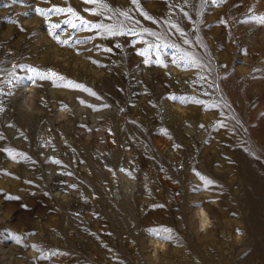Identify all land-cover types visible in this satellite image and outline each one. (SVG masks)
<instances>
[{
	"label": "rangeland",
	"instance_id": "374dc122",
	"mask_svg": "<svg viewBox=\"0 0 264 264\" xmlns=\"http://www.w3.org/2000/svg\"><path fill=\"white\" fill-rule=\"evenodd\" d=\"M106 2L131 19L84 0H0V264H264V25L250 19L264 0H140L151 20L131 0ZM53 7L123 21L124 34L35 12ZM185 52L203 67L172 63ZM157 55L167 67L145 63ZM30 68L96 95L7 83Z\"/></svg>",
	"mask_w": 264,
	"mask_h": 264
},
{
	"label": "snow or ice",
	"instance_id": "6c2138e0",
	"mask_svg": "<svg viewBox=\"0 0 264 264\" xmlns=\"http://www.w3.org/2000/svg\"><path fill=\"white\" fill-rule=\"evenodd\" d=\"M24 0H12L13 4L16 3H23ZM214 2H223V0H214ZM84 3L86 4H94V5H98L100 9L102 10H106L109 12H113L114 14H118L120 17H123L126 20H130L131 16L129 15V12L127 10H120V9H112L108 3L106 2V0H84ZM131 3L136 5V10L139 11L141 13V15H143L146 19L151 20L152 17L149 16L146 12H144L141 8H140V0H131ZM85 11L89 12L92 15H103V11H97L96 8L93 9H85ZM35 12L38 15L41 16H45L47 15L49 12L51 13H71L73 17H75L77 20H79V24H75L72 23L70 20H66L64 21V23L68 24L72 29L75 30H92V29H96L98 30L97 35L100 34H104L107 36H116V35H122L124 34V32L122 31L123 28V21H120L119 23H113V24H104V23H90L89 21L85 20L83 17L79 16L78 13L73 10L72 8H60V7H53L50 9H41V8H36ZM185 15H187V13H185ZM109 19H111V17H109ZM251 20H253L255 23L259 24V25H264V15H259V16H253L250 17ZM13 24H16L17 21L12 20L10 21ZM138 23V22H137ZM221 23H223V21H221ZM173 27H177L176 25H172ZM60 28V24H52L50 25V31H49V35L60 45V46H67V47H72V37L69 36L66 39H61L60 35L54 31L55 29H59ZM177 31H179V28H177ZM143 32H146L148 35L150 36H156L157 34L155 32H150L148 29H143ZM129 34H138V33H134V32H130ZM183 34V33H182ZM86 41H75V43H84ZM185 44L188 43L187 40L184 41ZM163 47H174V45H168V44H164L162 45ZM156 47H161V45H156ZM105 51H111V49H105ZM80 54V53H77ZM141 55H143L144 53L141 52ZM182 61V63H181ZM93 64H97V66L99 65L98 61H91ZM145 63H156L158 65H160L161 67H167V63L165 62V60L163 58H161L160 55H157L155 60H145ZM172 63L177 65L178 67H184V68H198V67H203L201 61L199 58L191 56L189 54H187L186 52L183 53L181 55V57L179 59L174 58L172 60ZM15 67H20V68H24L25 66L22 65H17ZM29 71H31L33 73V76H29V77H20V76H15L13 75L11 77V79L8 80V84L12 85L13 88H20V87H27L28 85L25 84V80L29 81L33 86H36V81L37 80H50L53 83V86H64V87H70L73 89H80V90H84L86 92H88L90 95L95 96L96 93L92 92L91 89H86L83 85L75 83L71 80H67L66 77L60 75L59 73L49 69L47 71H39L36 68H30ZM255 71V70H254ZM57 81H59L60 83L58 84ZM14 82V83H13ZM13 92H9L8 95H13ZM0 95H3V92H0ZM98 98V97H97ZM170 99L173 100H178L179 103L181 105L186 104L187 102L191 101L194 103H202V101H199L198 99L195 98H185V97H170ZM81 103H83V101H81ZM89 107H93L91 105H89ZM104 107H108V105H104ZM67 106L63 105L61 110H66ZM94 111H99L100 109H97L95 107H93ZM4 111V107L2 105V103H0V112ZM262 115H264V113H262ZM201 127H203V125H201ZM162 132L166 133V130H161ZM174 147H178L177 145H174ZM9 155L11 156V158L15 161L16 160V155L13 153H9ZM56 163H59V161H56ZM121 171H125L124 169H121ZM7 174V173H4ZM127 175L131 176V173L128 172ZM197 175L200 177V179L203 181L205 186L208 185H212L215 183V181L211 180L210 178L204 177L202 175H200L199 173H197ZM71 187L75 188V185H71ZM12 199V198H10ZM194 207H200L199 204L194 205ZM169 231L170 230H166ZM17 243L20 242V238L19 237H13ZM159 239L162 240H170L172 237L170 235L167 236H161L158 237ZM35 247V246H33Z\"/></svg>",
	"mask_w": 264,
	"mask_h": 264
},
{
	"label": "bare ground",
	"instance_id": "6f19581e",
	"mask_svg": "<svg viewBox=\"0 0 264 264\" xmlns=\"http://www.w3.org/2000/svg\"><path fill=\"white\" fill-rule=\"evenodd\" d=\"M196 217H197V221L199 223L200 226H207L206 223H207V215L205 213V210L201 207H199L197 210H196ZM203 228V227H202ZM157 244L160 245V242H157L155 241V246H154V258L158 257L157 254L158 252H156V248H157Z\"/></svg>",
	"mask_w": 264,
	"mask_h": 264
}]
</instances>
